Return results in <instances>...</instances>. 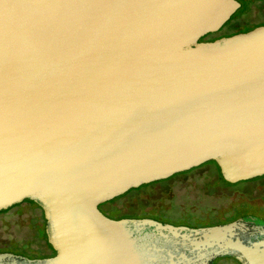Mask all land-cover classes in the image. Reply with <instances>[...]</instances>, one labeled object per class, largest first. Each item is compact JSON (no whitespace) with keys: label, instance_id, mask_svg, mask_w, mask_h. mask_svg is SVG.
Here are the masks:
<instances>
[{"label":"water","instance_id":"obj_1","mask_svg":"<svg viewBox=\"0 0 264 264\" xmlns=\"http://www.w3.org/2000/svg\"><path fill=\"white\" fill-rule=\"evenodd\" d=\"M237 0H0V210L43 211L55 255L0 264H264V220L113 219L98 205L206 161L264 176V24Z\"/></svg>","mask_w":264,"mask_h":264},{"label":"rangeland","instance_id":"obj_2","mask_svg":"<svg viewBox=\"0 0 264 264\" xmlns=\"http://www.w3.org/2000/svg\"><path fill=\"white\" fill-rule=\"evenodd\" d=\"M239 1V8L219 29L204 35L206 39L245 32L264 23V0ZM219 178V167L215 161L210 160L157 183L130 188L100 203L98 208L110 218L146 217L188 227L225 223L242 215H254L264 219V204L260 205L264 203L261 182L255 184L244 180L228 184ZM164 187L166 191L159 190ZM155 188L158 190L134 195L139 191ZM248 188L252 190L247 194L241 192ZM6 209L0 210V237L4 240H0V250L28 258L50 256L52 246L47 240L42 209L29 199ZM213 264L240 262L222 257L216 258Z\"/></svg>","mask_w":264,"mask_h":264},{"label":"flooded vegetation","instance_id":"obj_3","mask_svg":"<svg viewBox=\"0 0 264 264\" xmlns=\"http://www.w3.org/2000/svg\"><path fill=\"white\" fill-rule=\"evenodd\" d=\"M239 3H240V1L239 0H237ZM241 4V3H240ZM264 23H262L261 25H263ZM215 39V38H214ZM214 39H206L205 38V36L204 37H201L200 38V40H203V41H206V40H214ZM199 166V165H198ZM193 168V167H192ZM188 170H190V169H188ZM186 171V170H185ZM182 172H184V171H182ZM176 174V173H175ZM174 175V174H173ZM173 175H171V176H173ZM170 176V177H171ZM169 178V177H168ZM165 179H167V178H165ZM161 180H163V179H161ZM174 180V179H173ZM251 180V179H250ZM262 182H261V189L262 190H264V177H262ZM158 181V180H157ZM255 184H256V182H255ZM167 186H169V185H167ZM166 186V187H167ZM166 187H164V188H162V189H159L160 191H166ZM156 190H158V188H155V189H152L151 191H156ZM259 204V203H258ZM262 204H264V203H260V205H262ZM32 210H33V208H32ZM37 215V214H36ZM257 217V216H256ZM141 218H146V217H141ZM34 219H36V218H34ZM113 219H120V218H113ZM151 219V218H150ZM262 219V218H261ZM264 220V219H263ZM158 221V220H157ZM161 222V221H160ZM34 223L36 224V220L34 221ZM44 224H45V221H44ZM201 227H203V226H201ZM0 240L1 241H4L1 237H0ZM0 252H5L4 250H0ZM14 254V253H13ZM53 255H55V251H54V249L52 248V252H51V254H50V256H48V257H52ZM28 258V257H27ZM45 258H47V257H45ZM229 258H231V257H229ZM31 259H34V258H31ZM234 259V258H233ZM236 260V259H235ZM239 262V261H238Z\"/></svg>","mask_w":264,"mask_h":264},{"label":"trees","instance_id":"obj_4","mask_svg":"<svg viewBox=\"0 0 264 264\" xmlns=\"http://www.w3.org/2000/svg\"><path fill=\"white\" fill-rule=\"evenodd\" d=\"M211 161H213V160H211ZM174 176V175H173ZM172 177V176H171ZM171 177H169V178H171ZM262 177H264V176H261V177H257V178H254V179H251V180H245V182H262ZM220 180H223V181H225L226 183H228V184H235V183H238V182H228V181H226L223 177H222V175H221V173H220V178H219ZM158 181H160V180H158ZM158 181H153V183L155 182V183H157ZM239 182H241V181H239ZM151 183V182H150ZM143 185V184H142ZM139 187V186H138ZM141 187V186H140ZM253 187V186H252ZM152 190V189H151ZM151 190H149V191H139V192H137L136 194H134V195H138L139 193H141V192H151ZM252 190V188H248V189H246V190H241V192L243 193H245V194H247L248 192H250ZM134 195H132V196H134ZM132 196H130V197H132ZM12 207V206H11ZM11 207H9V208H11ZM6 210H8V208L6 209ZM43 217V216H42ZM42 220H44V218L42 219Z\"/></svg>","mask_w":264,"mask_h":264}]
</instances>
